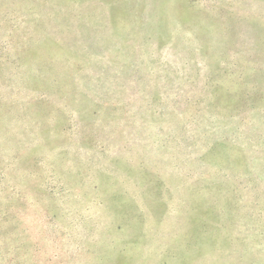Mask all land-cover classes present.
Wrapping results in <instances>:
<instances>
[{
    "label": "rangeland",
    "instance_id": "374dc122",
    "mask_svg": "<svg viewBox=\"0 0 264 264\" xmlns=\"http://www.w3.org/2000/svg\"><path fill=\"white\" fill-rule=\"evenodd\" d=\"M0 264H264V0H0Z\"/></svg>",
    "mask_w": 264,
    "mask_h": 264
}]
</instances>
